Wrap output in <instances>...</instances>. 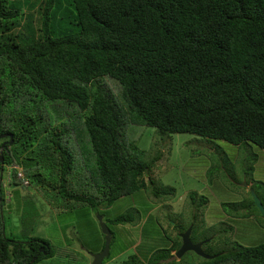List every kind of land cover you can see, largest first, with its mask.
<instances>
[{"label":"trees","instance_id":"16d2710c","mask_svg":"<svg viewBox=\"0 0 264 264\" xmlns=\"http://www.w3.org/2000/svg\"><path fill=\"white\" fill-rule=\"evenodd\" d=\"M26 1L25 10L21 0H0V135L13 137L0 139V264L55 254L42 238L7 236L1 186L8 178L21 186L10 166L21 167L28 190L59 198L65 210L106 213L136 192L174 193L145 179L160 159L142 160L145 128L264 149V0ZM247 161L253 170L257 159ZM252 190L264 207V194ZM191 201V222L173 228L180 234L191 225V241L216 255L198 264H264V242L207 248L215 237L196 232L206 201ZM252 202L242 201L236 217L256 212L264 229ZM132 221L127 214L103 222ZM179 234L145 264H180L172 254Z\"/></svg>","mask_w":264,"mask_h":264},{"label":"rangeland","instance_id":"374dc122","mask_svg":"<svg viewBox=\"0 0 264 264\" xmlns=\"http://www.w3.org/2000/svg\"><path fill=\"white\" fill-rule=\"evenodd\" d=\"M21 1L26 10L29 2ZM212 141L191 134H163L154 128H145L138 143L144 150L142 160L150 163L160 155L145 179H154L158 186L172 188L174 193L170 197L155 198L151 190L136 192L117 200L106 213L101 207L78 204L71 205L70 211L65 210L63 202L53 195L4 182L1 194L8 207L4 213L5 232L22 242L33 237L50 243L54 256L36 264H92L90 255L101 252L104 242L98 217L107 220L130 214L133 223L115 226L105 223L111 230L112 240L110 256L103 264H122L130 257L138 264H145L148 256L175 241L179 234L173 228L175 225L191 222L195 212L191 196H194L197 206L200 200L206 201L198 212L196 232L204 238L215 237L207 242V248L220 251L221 245L254 247L263 243L264 229L257 225L258 215H254L257 213L251 211V217L239 219L236 217L239 209H236L242 201L250 202V189L257 188L264 194V149ZM252 158L257 161L250 171L247 160ZM5 174L6 168L4 180ZM251 209L246 207L244 211ZM174 259L181 261L180 264L203 261L193 252Z\"/></svg>","mask_w":264,"mask_h":264},{"label":"water","instance_id":"95a60500","mask_svg":"<svg viewBox=\"0 0 264 264\" xmlns=\"http://www.w3.org/2000/svg\"><path fill=\"white\" fill-rule=\"evenodd\" d=\"M3 138H9V144H12V142H13L12 135H10V134L0 135V139H3ZM4 145H5V143L2 144L0 151L2 150ZM2 160H3V158H2V156H0L1 163H2ZM249 191H250L251 197L253 199V202H252L253 206H255L258 209L261 216L264 218V207H263L261 201L255 195V193L252 189H250ZM98 222H99V226H100L102 235L104 236L105 243H104V247H103L101 252L90 255L92 258V264H102L103 260L105 258H107L109 255V247H110V243H111V232H110L109 228L107 227V225L102 221V217H98ZM191 229H192V227L190 226L184 233L179 235V237L181 239V245H180V248L175 253V257L181 258L185 253L193 252L194 254H196L197 256H199L201 258L213 259L216 255L210 256V255L205 254L202 251V245H203L202 242L193 243L190 240ZM42 251H43V249H40V252H42ZM34 260H32V262H34Z\"/></svg>","mask_w":264,"mask_h":264},{"label":"built area","instance_id":"2783aa9c","mask_svg":"<svg viewBox=\"0 0 264 264\" xmlns=\"http://www.w3.org/2000/svg\"><path fill=\"white\" fill-rule=\"evenodd\" d=\"M10 169H15L16 170V176H17V179H19L20 183H21V186L22 187H26L28 186V181L26 180L23 172H22V169L18 166H11ZM9 178L7 179V183L9 182Z\"/></svg>","mask_w":264,"mask_h":264},{"label":"clouds","instance_id":"9594fccd","mask_svg":"<svg viewBox=\"0 0 264 264\" xmlns=\"http://www.w3.org/2000/svg\"><path fill=\"white\" fill-rule=\"evenodd\" d=\"M10 167H11V166H10ZM14 167H15V166H14ZM18 167H20V166H18ZM20 168H21V167H20ZM6 185H7V183H6ZM4 186H5V185L3 184V187H4ZM9 202H10V199H9ZM190 226H191V225H190ZM190 226H189V227H190ZM189 227H188V228H189ZM191 227H192V226H191ZM188 228H187V229H188ZM187 229H186V230H187ZM186 230H185V231H186ZM185 231H184V232H185ZM184 232H182V233H184ZM182 233H180V234H182ZM180 234H179V235H180ZM190 240H191V239H190ZM175 253H176V252H175ZM175 253H174V256H175Z\"/></svg>","mask_w":264,"mask_h":264},{"label":"flooded vegetation","instance_id":"af4514ba","mask_svg":"<svg viewBox=\"0 0 264 264\" xmlns=\"http://www.w3.org/2000/svg\"><path fill=\"white\" fill-rule=\"evenodd\" d=\"M250 192V191H249Z\"/></svg>","mask_w":264,"mask_h":264}]
</instances>
